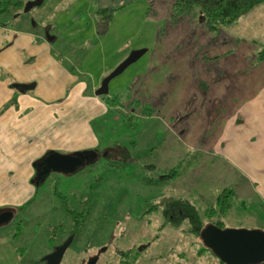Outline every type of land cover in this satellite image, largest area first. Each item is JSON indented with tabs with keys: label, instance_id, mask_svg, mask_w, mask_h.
Masks as SVG:
<instances>
[{
	"label": "rangeland",
	"instance_id": "1",
	"mask_svg": "<svg viewBox=\"0 0 264 264\" xmlns=\"http://www.w3.org/2000/svg\"><path fill=\"white\" fill-rule=\"evenodd\" d=\"M43 1L22 17L92 71L98 86L133 51L148 50L110 83V95L120 94L127 101L148 93L156 100L163 94L162 121L110 123L106 139L116 150L102 152L98 162L76 173L53 174L45 184L51 186V201L37 198V203L43 200L39 216L22 219L24 212H17L11 222L0 225L9 237L21 225L17 247L23 254L17 255L7 239V256L0 264H41L60 243L57 237L69 236L74 223L64 214L60 196L86 215L81 235L61 264H89L93 258L99 259L97 264H120V252L132 264H222L188 233L187 222L178 229L167 224L163 211L173 199H188L205 225L221 221L224 229L264 231V208L255 196L250 199V191H238L229 211L218 213L216 197L229 182L217 158L223 150L211 146L222 133L228 110L237 111L264 82V4L210 33L202 19L174 21L170 0ZM101 8L114 10L111 21L97 13ZM103 68L110 69L108 75ZM151 73L162 83V93L140 88ZM172 174L171 181L162 179ZM233 177L231 187H241L242 180ZM210 210L216 212L208 214Z\"/></svg>",
	"mask_w": 264,
	"mask_h": 264
},
{
	"label": "crops",
	"instance_id": "2",
	"mask_svg": "<svg viewBox=\"0 0 264 264\" xmlns=\"http://www.w3.org/2000/svg\"><path fill=\"white\" fill-rule=\"evenodd\" d=\"M41 32L30 25L27 17L6 26L0 24V213L10 211L14 217L24 212L22 219L39 216L43 209V200L37 203L40 196L45 198V204L46 197L48 203L51 201L47 193L51 186L45 184L56 173L44 182H35L34 165L47 154L93 152L94 164L104 148L116 150L94 126L107 120L111 108L96 95L100 85L92 78V71L80 67L76 59L57 48L55 40ZM103 70L107 75L110 72ZM14 84L35 87L22 93ZM244 100L237 111L228 110L222 133L213 138L211 146L223 150L217 158L225 166L221 169L229 182L226 189L233 191L232 198L238 191L243 195L250 191V199L255 196L264 208V82ZM150 120L162 121L159 117ZM233 174L242 180L237 189L231 187L235 184ZM28 207L31 209L25 211ZM17 229L15 234L11 231L10 237L0 230L4 233L0 234V261L7 256V239L22 257V249L17 247L22 238L21 225ZM47 245L49 250L50 242ZM1 248L5 251L1 252Z\"/></svg>",
	"mask_w": 264,
	"mask_h": 264
},
{
	"label": "trees",
	"instance_id": "3",
	"mask_svg": "<svg viewBox=\"0 0 264 264\" xmlns=\"http://www.w3.org/2000/svg\"><path fill=\"white\" fill-rule=\"evenodd\" d=\"M31 1L34 0H0V24L6 26L9 22L21 17L23 14H25L24 10L26 5ZM170 2L172 4L171 18L175 19L174 21L187 19L189 21H195L197 19H202L204 21L205 27L209 31H212L210 33H214V31L219 30L221 27L233 25L238 20L249 15L252 13V11L264 4V0H170ZM97 13L102 19H109V21H111L114 15V10L112 8H101L97 11ZM107 23L108 22L103 24ZM98 28H100L102 32H105V28L101 27L100 25ZM148 78L149 81L147 83L146 81ZM155 78V74L151 73L149 77L141 80L140 88L143 89V87L148 86V88H151L150 91L152 94H155L156 89L159 88L160 93H162V83H160L158 80H155ZM144 80L146 81L143 83ZM139 91H141V89L137 90V92ZM145 93L146 91L144 94ZM162 95L163 94H159V98L155 97L156 100H151L153 95L148 93L145 95V97H143V99L141 96H132V99L127 101L124 100L125 98L120 94L115 96H111L110 94L108 96H104L102 98L111 108L109 113L110 115L106 121H98L94 123V126L97 129H101V135L104 138H108L111 136V131L107 133L110 123L124 122L126 124L127 120L132 118L148 120L153 119L154 117H160L159 112L162 108V102L164 101ZM112 150H114V148L107 147L103 149V152H107L108 155H110ZM91 164L93 163H89L86 166ZM153 166L155 165H150V167ZM173 173L175 174L176 171L173 170ZM173 177V174L166 175L163 176L162 179H170L171 181ZM232 197L233 191L230 189H225L219 194L217 198V211L221 216L229 211ZM60 198H62L61 204L64 207V214L73 219L74 227L70 234L75 233L76 236H80L84 224L83 218L86 217V215L83 214L85 212L83 210H76L70 207L67 202L68 198L63 196H60ZM215 212V210H210L208 211V214H214ZM163 215L167 224L172 228L178 229L187 222L189 224L188 233L200 240L203 230L210 225H215L221 229H224V224L221 221L205 225L197 208L192 205L188 199H173L169 201L166 204ZM210 217L213 218V216ZM55 230H57V228ZM66 238H68V236H58L57 242L60 243H56L55 246L57 247L61 245L66 240ZM53 250H51V252ZM119 255L120 264H132L130 261H127V253L120 252ZM262 264H264V262Z\"/></svg>",
	"mask_w": 264,
	"mask_h": 264
},
{
	"label": "water",
	"instance_id": "4",
	"mask_svg": "<svg viewBox=\"0 0 264 264\" xmlns=\"http://www.w3.org/2000/svg\"><path fill=\"white\" fill-rule=\"evenodd\" d=\"M42 4L43 0L29 2L25 7L24 13H29L32 9ZM46 36L49 39L48 34ZM147 52V49L133 51L125 61L102 81L100 88L96 91V95L98 97L108 96L110 94V83L121 76L130 66L137 63ZM13 87L25 93L35 86L14 84ZM90 155L96 154L85 152L66 156L58 153H49L34 165L37 171L35 179L38 177L45 179L50 173H74L80 166L88 162L87 156ZM39 167L43 168L42 174ZM12 217L13 214L10 211L0 213V225L9 222ZM74 237V234L71 235L61 245L57 246L52 253L45 256L42 262L46 264H61L66 252L74 241ZM201 240L204 246L223 264H262L264 262V231L221 229L215 225H210L203 230ZM98 260V258H93L89 264H97Z\"/></svg>",
	"mask_w": 264,
	"mask_h": 264
},
{
	"label": "flooded vegetation",
	"instance_id": "5",
	"mask_svg": "<svg viewBox=\"0 0 264 264\" xmlns=\"http://www.w3.org/2000/svg\"><path fill=\"white\" fill-rule=\"evenodd\" d=\"M21 17H22V16H21ZM32 22H33V21H32ZM30 24H31V20H30ZM44 32H46V31H44ZM48 36H49V35H48ZM49 39H52V38L49 36ZM87 158H88V162H89V163H93L94 160H95V159H94V158H95L94 155H93V156H91V155H90V156H87ZM88 162H87V164H89ZM39 170L41 171V174H42V170H43V168H42V167H39ZM52 174H53V173H50L49 175H47V177H48V176H51ZM45 179H46V178H45ZM45 179H42V178H39V177H38L37 179H35V182H36V184H37V183L39 184V183H41V182H44ZM43 180H44V181H43ZM73 234H74L75 237H76V234H75V233H73ZM73 234H70V235L68 236V238H69L71 235H73ZM75 237H74V238H75ZM68 238H66V240H67ZM66 240H65V241H66ZM55 248H56V247H55ZM55 248H54V249H55ZM53 251H54V250H53ZM53 251H52V252H53ZM52 252H51V253H52ZM97 263H98V262H97ZM43 264H46V263H43Z\"/></svg>",
	"mask_w": 264,
	"mask_h": 264
}]
</instances>
